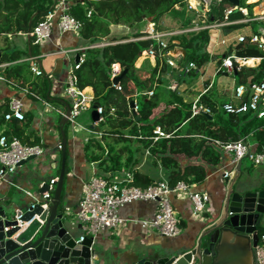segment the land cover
I'll return each instance as SVG.
<instances>
[{"label":"crops","instance_id":"1","mask_svg":"<svg viewBox=\"0 0 264 264\" xmlns=\"http://www.w3.org/2000/svg\"><path fill=\"white\" fill-rule=\"evenodd\" d=\"M247 3H255L253 7L255 15L264 14V0H247ZM232 5V3H229L227 8ZM176 8L177 11L163 16L162 29L156 30L153 18L149 17L134 27L124 24H111V35L129 36L132 38L135 33H148L150 29L171 33V35L197 31L195 29L196 24L204 22L208 16L206 8H204V11L197 9L200 13L193 17L192 25L183 28L188 17L193 16V12L188 8L189 10L183 13L180 6ZM252 30L254 29L249 24L238 29L222 27L210 32V35L211 33L214 34L213 42L211 41L212 43L209 46L213 53H209L210 60L200 67L199 70H196V74H186L183 71L182 65L186 62H182L180 56L186 55V50L179 46L178 39L174 40L176 46L171 49L174 53L171 58L175 65L168 63V56L164 57L165 60L163 58V62L160 65L162 68L159 72L160 77L157 76V81L154 83L153 91L158 90L160 92V105L155 110L156 117L170 108L172 104L183 102L184 104L192 105L205 94L216 101H230L233 98V90L238 85L235 73L228 71L217 73L216 69L226 56V52L237 45L236 43L232 44V41L240 34H250ZM88 45L90 43L83 40L80 33L68 32L61 36L56 21L53 26L51 39L44 42L43 45L39 44L40 52L37 54L32 53L30 32L3 33L0 35V50L2 54L18 52L20 56L17 60L0 63L7 64L6 67L1 69V73L3 74L8 67L23 62L31 64L29 59L39 56L38 62L40 66L51 78L50 96L60 99V102L53 103L42 97L36 98L30 94L23 95L15 85L0 79V132H5L9 135L13 131V126L9 121L2 118L3 108H6L4 104H8L14 96L22 97L26 124L23 125L22 134L19 138L23 143L35 142L44 148L43 155L21 164L14 173L0 178V198H14L19 208L25 210L27 204L41 200L43 193L49 190L51 180L60 176L62 170V149L59 148V145L63 139L60 125L63 113H66L68 105L71 104V100L66 94L67 79L71 66L77 60V55L85 54L86 52L85 50L68 53L62 51ZM164 63H167V65L163 68ZM156 64V56L149 55L143 51L133 68L130 80L123 84L121 90L137 104L140 95L151 96L148 87L151 85L149 77ZM36 76L32 71L30 82ZM142 82L146 84V87H142ZM86 91L90 92V89L88 88ZM92 111L93 108L83 111L80 114L83 121H78V125H72L67 122V127L64 126L67 138V162L62 191V205L66 206V212L70 218L68 222L69 230L78 236L83 234L81 223L76 218L78 203L83 193L84 183L94 175H105L106 177L121 179L129 172L134 174L139 171L156 181L162 178L169 179L171 173L169 169L162 166L160 161L154 160L149 148L144 147L140 141L134 143L133 163L130 166L122 170L103 172L98 165L99 162L90 161L86 152V144L89 139L94 137L102 138V134H98L101 132L102 127L99 126L100 123H96L93 119ZM89 112L90 115H88ZM253 137V134L249 135L246 141L253 146H257ZM110 141L113 142V139ZM232 158V155L224 152L220 164L207 166L206 179L201 183L192 184L195 190L207 192L211 197L208 210L203 214V218L193 216L192 202L186 194L180 193L171 196L182 229L179 236H163L158 231L139 222V219H150L153 216L155 205L152 201H135L126 204L120 209V215L125 219L123 225L94 237V242L99 248L100 255H110L112 258L117 259L119 263L124 264L132 263L138 257H146L155 251H170L195 244L198 238L206 231L209 219L214 214L219 213L222 207L226 189L229 185L223 174L226 170L234 168ZM188 162L189 159L186 157L182 158L183 165ZM237 165L234 170H236ZM238 179L239 184L246 185L251 190H262L264 186V176L260 179H253L249 169L247 167L244 168L243 160L241 161ZM47 184L49 185L47 186ZM42 189L43 191H41ZM54 192L55 190L53 195Z\"/></svg>","mask_w":264,"mask_h":264},{"label":"trees","instance_id":"2","mask_svg":"<svg viewBox=\"0 0 264 264\" xmlns=\"http://www.w3.org/2000/svg\"><path fill=\"white\" fill-rule=\"evenodd\" d=\"M229 3L228 0L213 1L205 23L224 20L225 10ZM53 5L54 0H0V35L31 32L45 19ZM177 6L181 7L183 13L189 10L187 0H76L71 9V13L81 25L80 36L83 40L90 44L111 42L103 47L88 48L85 52V61L76 70L77 87L81 90L89 88L94 100L100 102L104 108V121L100 122L102 138H91L86 144L88 159L98 161L103 172L122 170L130 166L133 163V146L136 141H140L144 147L149 148L154 160L160 161L163 167L171 171L169 175L171 185L179 180H184L189 184L203 182L207 177V166H216L222 160L224 151L217 141L225 143L241 138L247 139L253 134L257 150H264V118H258L254 113H227L222 109V104L226 101H216L205 94L200 98V102L211 108L212 119L203 113L192 115V105L180 101V103L172 104L170 108L156 117L155 110L160 105V92L157 90L151 96H139L137 114H134L130 107L131 98H128L125 92L114 85L112 79L114 63H119L123 70H128L120 81L123 88V84L130 80L133 68L142 52L153 47L158 53L156 67L149 77L151 85L148 87L150 91L153 90L154 83L157 81L156 77H160L159 72L162 70L160 65L165 56L160 55L159 45L155 40L145 37L147 32H137L132 38L113 36L111 35V24L134 27L152 17L156 30L162 29L163 16L177 11ZM240 6L248 8L250 17L255 16L253 12L255 3L241 0ZM89 11H91L90 15ZM191 11L193 16L188 17L183 28L192 25L193 17L200 13L195 9ZM243 17L244 14L240 10H235L229 16L230 20ZM199 24L203 25V22ZM249 24L256 30L258 24L264 27V19L250 23H233L226 27L238 29ZM165 39L168 46L164 51L173 49L176 46L174 43L176 39L179 40V46L186 50V55L180 56L182 62H186L182 65L186 74L197 73L195 69L186 72V67L190 62L202 67L211 58L207 51L210 41L209 29L182 32L167 36ZM31 47L33 54L40 52L39 44L36 43L33 35H31ZM231 54L245 57L264 56V52L249 39L238 43L225 55ZM19 57L18 52L3 53L0 63L14 61ZM166 65L167 63H164L163 68ZM30 67L29 62H23L8 67L3 75L11 84L27 85L31 92L48 99L47 101L60 102V99L50 96L51 78L45 71L44 74L36 76L30 82L32 77ZM263 72L264 59L257 67L245 66L241 70H236L237 84L251 85L261 82L264 79ZM141 84L143 88L146 87L144 82ZM9 102L4 104L6 108H3V119L9 110ZM25 120L26 118L22 121L16 119L9 121L13 126V131L9 133L10 137L21 136L23 125L26 124ZM157 126L171 133V137L154 142L151 137ZM111 139L113 142L110 141ZM28 144L36 143L29 142ZM183 157L189 159L185 165L182 164ZM153 182L148 175L142 172L134 173V183L137 185L145 187ZM258 230L259 234H263V225H259Z\"/></svg>","mask_w":264,"mask_h":264},{"label":"built area","instance_id":"3","mask_svg":"<svg viewBox=\"0 0 264 264\" xmlns=\"http://www.w3.org/2000/svg\"><path fill=\"white\" fill-rule=\"evenodd\" d=\"M221 2L223 0H212ZM76 0H54L53 8L48 12L45 19L34 27L30 32L35 36L36 43L43 45L44 42L51 39L53 26L58 25L59 34L62 36L68 32L76 34L80 33L81 25L76 17L71 13V9L74 6ZM188 8L197 10L199 5H205L204 0H187ZM240 10L244 17L238 20H230L229 16L235 11ZM91 11H89L90 15ZM264 19V14L249 16L248 8L242 6L232 5L226 8L224 20L220 22H213L210 24H196L195 29L197 31L202 29H209L210 32L218 30L219 28L226 27L233 23H250L254 20ZM171 33L158 32L155 29H150L146 38L155 40L158 43V51L161 56H168V63L175 65V62L171 58L174 53L171 49H167L166 37ZM214 34L211 33L210 41L207 46V51L212 54L210 45L213 42ZM249 39L260 50L264 52V27L257 25L256 30H252L250 34L238 35L232 44H238L245 42ZM212 41V42H211ZM111 42H100L96 44H90L85 47H79L71 50H63L62 52L68 53L72 51H86L88 48L103 47ZM149 55L156 56L157 50L150 48L145 50ZM86 55L80 54L79 60L74 62L71 66L70 73L67 79L66 94L71 100V111L68 115V123L72 125H78V117L80 114L88 109L93 108L95 104L94 96L85 90H81L77 87V75L76 70L79 69L82 63L85 61ZM39 56L31 57V70L37 76L44 74L43 68L40 66L38 60ZM264 56L261 57H245L237 54H231L225 56L222 59L221 64L217 67L216 72L222 73L228 71L235 73L236 70H241L243 67H257L260 65ZM253 60V63H250ZM7 64H0V79L7 81V78L1 73V69L6 67ZM195 63L190 62L186 67V72L190 69L199 70ZM123 72L119 63H114L112 68V79L121 75ZM264 75V72H263ZM15 85L23 95H32L36 98L40 96L31 92L27 85ZM119 90L122 89L120 81L114 84ZM150 95L154 94V91L149 92ZM232 99L222 104V109L227 113L244 114L254 113L258 118H264V79L261 82H256L251 85L238 84L235 86L232 94ZM100 115V119L96 123L104 121V108L100 105L96 108ZM131 110L137 113L138 104ZM192 115L199 113L212 114L211 108L200 102L195 101L191 106ZM66 113H63L65 116ZM12 119L24 120L25 110L22 97L14 96L9 102V110L5 113V120L10 121ZM98 134H102L99 132ZM171 133H167L161 126H157L154 129L152 139L154 142L163 138L171 137ZM224 152L232 155V163L235 166L239 161H242L245 157H249L253 160L255 165L264 164V150L258 151L257 146H253L246 141L245 138L238 140L220 142ZM62 149V144L59 145ZM44 154V148L39 144H27L23 143L18 136L10 137L5 132H0V178H4L7 174L14 173L20 166V163L31 156H41ZM226 170L223 174L224 178L233 176L235 170ZM58 178H53L50 182L49 190L43 193L41 200L44 208L49 206V200L53 198V191L55 190V184ZM186 194L192 202V210L194 217L203 218V214L208 210V204L211 200L210 195L207 192L195 190L192 184L179 180L176 184L171 185L170 180L162 178L154 181L148 186H140L134 183V174L129 172L121 179H115L111 177L94 175L91 179L83 185V193L78 203L76 211V218L81 223L83 234L80 236L79 241L84 240L86 236L95 237L100 233L108 232L112 229H116L125 223V219L120 215V209L126 204L135 201H152L155 205L153 216L150 219H139L138 221L144 224L146 227H150L158 231L163 236L176 237L181 234L180 220L175 212L174 205L172 203L171 196L173 194ZM34 207V204L31 205ZM21 216H18L20 225L23 223L20 220ZM205 219V217H204ZM210 220V219H209ZM32 221V220H31ZM31 221L25 223L29 224ZM254 256L256 264H264V233L259 234V240L254 248Z\"/></svg>","mask_w":264,"mask_h":264},{"label":"water","instance_id":"4","mask_svg":"<svg viewBox=\"0 0 264 264\" xmlns=\"http://www.w3.org/2000/svg\"><path fill=\"white\" fill-rule=\"evenodd\" d=\"M228 1L236 6L241 4V0ZM204 3V6L199 5L197 9L210 10L212 0H204ZM1 55L0 50V58ZM127 71L124 69L121 75L114 78V84ZM100 105L96 101L93 106L92 116L95 121L100 119L96 110ZM134 105L135 102L131 100L130 107ZM70 111L71 106L68 105L66 115L61 120L62 170L49 206L44 208L42 203L36 202L32 203V207L29 203L24 210L17 206L14 198H0V264H121L110 255H100L93 237L86 236L79 241L80 236L68 228L70 218L66 206L62 205V191L67 162L64 126ZM203 114L213 118L212 114ZM34 158L31 156L20 165ZM240 166L241 161L231 180L226 178L229 185L222 207L219 213L211 217L206 231L195 244L170 251H155L124 264H256L254 248L259 240L258 227L264 221V189L255 191L239 184ZM18 216H21L23 225H20ZM29 221V224H25Z\"/></svg>","mask_w":264,"mask_h":264},{"label":"rangeland","instance_id":"5","mask_svg":"<svg viewBox=\"0 0 264 264\" xmlns=\"http://www.w3.org/2000/svg\"><path fill=\"white\" fill-rule=\"evenodd\" d=\"M205 22H206V20H204L203 23L205 24ZM88 115H90V112L88 113ZM88 119H87V121H88ZM78 121H83L82 116L78 117ZM99 126L101 127V124ZM243 165H244V168L247 167L249 169L250 174L252 175L253 179H260L261 177L264 176V164L263 165H255L253 160H251L249 157H245L243 159ZM262 225L264 227V224H262Z\"/></svg>","mask_w":264,"mask_h":264},{"label":"bare ground","instance_id":"6","mask_svg":"<svg viewBox=\"0 0 264 264\" xmlns=\"http://www.w3.org/2000/svg\"><path fill=\"white\" fill-rule=\"evenodd\" d=\"M251 1V0H250ZM250 63H253V60H250Z\"/></svg>","mask_w":264,"mask_h":264}]
</instances>
